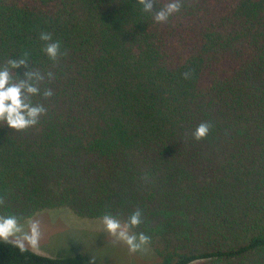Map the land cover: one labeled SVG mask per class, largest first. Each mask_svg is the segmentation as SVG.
Returning a JSON list of instances; mask_svg holds the SVG:
<instances>
[{
    "label": "trees",
    "instance_id": "trees-1",
    "mask_svg": "<svg viewBox=\"0 0 264 264\" xmlns=\"http://www.w3.org/2000/svg\"><path fill=\"white\" fill-rule=\"evenodd\" d=\"M180 2L157 23L138 0H0V67L54 73L37 125L0 122V216L142 210L157 264H264V0ZM0 264L89 263L0 240Z\"/></svg>",
    "mask_w": 264,
    "mask_h": 264
},
{
    "label": "clouds",
    "instance_id": "clouds-1",
    "mask_svg": "<svg viewBox=\"0 0 264 264\" xmlns=\"http://www.w3.org/2000/svg\"><path fill=\"white\" fill-rule=\"evenodd\" d=\"M138 4L143 7L146 13H153L157 23H166L170 16L180 12L182 4L180 0H170L162 8L154 10L156 0H138ZM39 39L44 42L43 51L52 61L58 62L66 55L61 52V42L53 40L50 33L41 32ZM23 66L26 68L23 78L15 75L14 70ZM187 78V74H185ZM54 79V73H43L40 70L29 66L28 54L25 53L19 59H8L6 64L0 67V122H3L13 130L25 131L39 123L40 117L45 115L47 109L43 104H33L32 97L41 94V85L45 79ZM45 100L53 96L50 88H44L42 92ZM211 124L200 123L194 133L193 138L197 141L205 139L210 132ZM5 203L0 197V206ZM106 232L114 237V243H123L127 246L130 254H135L150 244L151 240L143 232L136 233L132 229L138 228L142 221V210L133 212L126 223H121L119 219L110 213H105L101 218ZM21 231L18 220L15 216H0V240L8 241ZM39 222L31 225V235L28 237L32 246H37L40 238ZM21 251H24L23 244H20ZM94 259V258H93ZM192 264H200L193 260Z\"/></svg>",
    "mask_w": 264,
    "mask_h": 264
},
{
    "label": "rangeland",
    "instance_id": "rangeland-1",
    "mask_svg": "<svg viewBox=\"0 0 264 264\" xmlns=\"http://www.w3.org/2000/svg\"><path fill=\"white\" fill-rule=\"evenodd\" d=\"M34 222L40 225L37 246H32L28 239ZM18 224L21 231L8 241L18 246L23 244L24 248L38 255L53 258L81 253L89 264L158 263L150 245L130 254L125 244L113 242L115 238L106 232L101 219L79 218L66 208L43 209Z\"/></svg>",
    "mask_w": 264,
    "mask_h": 264
}]
</instances>
